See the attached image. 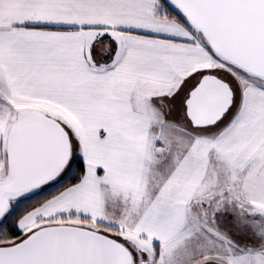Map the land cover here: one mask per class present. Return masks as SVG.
I'll return each mask as SVG.
<instances>
[{
  "label": "snow or ice",
  "instance_id": "snow-or-ice-1",
  "mask_svg": "<svg viewBox=\"0 0 264 264\" xmlns=\"http://www.w3.org/2000/svg\"><path fill=\"white\" fill-rule=\"evenodd\" d=\"M0 264H264V0H0Z\"/></svg>",
  "mask_w": 264,
  "mask_h": 264
}]
</instances>
